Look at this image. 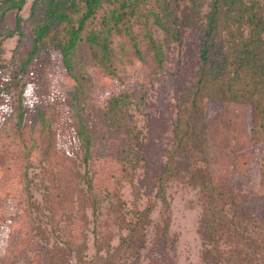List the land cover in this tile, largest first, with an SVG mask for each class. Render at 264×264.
Wrapping results in <instances>:
<instances>
[{"label":"rangeland","instance_id":"374dc122","mask_svg":"<svg viewBox=\"0 0 264 264\" xmlns=\"http://www.w3.org/2000/svg\"><path fill=\"white\" fill-rule=\"evenodd\" d=\"M201 1L196 11L190 0H145L140 13L146 17L138 12L130 31L113 36L109 69L85 42L72 71L54 37L34 53L26 23L34 0L20 12L24 35L16 28L17 9L6 12L0 31L15 33L0 35V264H32L25 250L34 246H57L58 261L50 264H247L230 260L236 247L229 235L223 232L215 244L218 234L205 230L192 175H208L238 195L215 202L219 218L239 214L245 201L264 214V144L252 137L249 102L213 88L199 95L204 141L192 146L206 154L190 159L189 149L175 152L180 173L166 180L163 195L158 191L176 141L177 109L196 90L212 0ZM167 2L179 24L188 14L194 21L180 25L177 41L153 16L170 22ZM233 28L248 32L245 24ZM59 131L63 144L69 134L74 144L79 137L78 153L74 145L57 147Z\"/></svg>","mask_w":264,"mask_h":264},{"label":"trees","instance_id":"16d2710c","mask_svg":"<svg viewBox=\"0 0 264 264\" xmlns=\"http://www.w3.org/2000/svg\"><path fill=\"white\" fill-rule=\"evenodd\" d=\"M144 1L34 0L30 16L26 20L32 33L33 51L35 53L39 44L47 43V38L52 40L54 37L55 47L61 53L63 64L68 71H72L75 51L81 43L85 42L89 44L91 54L99 65L109 69L113 53V36L116 33L130 31L134 19L140 18L135 15L142 11L141 4ZM25 2L26 0H2L0 4V23H3L7 11L17 9L16 28L22 35H24L21 30L24 19L20 12ZM190 2L193 10L196 11L202 5L201 0H190ZM164 5L167 9L171 7V3L168 2ZM262 7H264V0H212L201 40L196 90L189 104L177 109L176 141L172 150L168 151V157L158 178L160 194H164L166 180L180 173L173 161L175 152L189 149L190 159H197L201 154H206V150L200 151L196 149V146H192V141L196 142L200 139L204 141V134L199 124L202 113L199 95L211 91V88L217 89L224 98L244 100L251 104L252 137L264 144V10ZM169 11L166 15L170 16V22H165L157 13H153V16L158 26L170 39L177 41L180 38V25L192 26L194 21L191 14H188L179 24L175 9L171 7ZM233 24L247 25L248 32L237 33ZM14 33V30H7L5 33L0 31V35L5 36H12ZM23 72L17 74L19 80ZM57 140L58 148L63 147L68 150L74 145L73 150L76 151L77 143L79 148L80 145L82 148L79 137L80 144L77 141L74 144V136L71 134L67 140V143H70L69 148L66 146L67 143L63 144L61 140V131L58 132ZM192 179L199 186L203 201L204 228L211 231L212 235L218 234L214 243L217 244L221 234L225 232L236 247L230 256L231 261L233 257H237L240 260L246 259L247 264H264V214H254L245 201L239 214L232 212L219 218L216 213V203H226L228 197L233 195L235 199H238V195L231 191L227 192L224 187L215 184L208 175L205 178L202 174L201 178H198V175L194 173ZM261 187L263 191L264 168L261 172ZM256 200L259 201L260 198ZM46 205L51 207L49 201H46ZM53 217L46 216L47 219H54ZM40 231L43 236H47L44 229ZM29 234L33 236L31 232ZM215 244L218 251L219 244ZM56 247L34 246L25 251L32 264H50V262L58 261L56 252L60 250L55 249ZM83 263L94 264L95 260L91 259Z\"/></svg>","mask_w":264,"mask_h":264}]
</instances>
